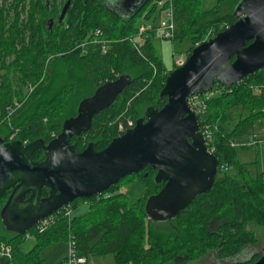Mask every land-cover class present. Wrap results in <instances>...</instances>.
Returning <instances> with one entry per match:
<instances>
[{
    "label": "trees",
    "instance_id": "obj_1",
    "mask_svg": "<svg viewBox=\"0 0 264 264\" xmlns=\"http://www.w3.org/2000/svg\"><path fill=\"white\" fill-rule=\"evenodd\" d=\"M239 1L218 0L209 10L201 11L200 0H145L143 7L138 5L131 12L122 6L120 9L118 5L110 6L105 0H71L64 20L59 24L56 20L49 27L44 20L46 16H56V2L49 8L43 0H0V136L8 140L10 128L5 114L13 99L26 96L10 118L11 126L18 129L15 139L22 142L43 139L47 143L53 138L51 132L58 134L63 121L76 114L81 99L102 83L127 74L131 81L114 102L93 116L86 132L70 139L76 151H81L90 141L96 150L104 148L118 135L112 123L114 119L128 115L136 120L148 106L161 107L166 102L167 98L159 93L167 75L177 66L165 68L151 41L154 26L139 34L135 17L149 6L145 17L157 5L164 10L171 4L173 38L190 35L188 56L206 36L215 35L237 19L233 10ZM225 2L227 9L221 6ZM123 9L126 11H119ZM97 28L109 40L107 51L102 53L99 45L91 42L82 51L78 44L93 38ZM28 83L33 87L29 93ZM214 86L223 90L208 100L207 111L198 116V123L200 126L217 123L214 154L219 165L234 166L235 174L218 169L209 190L197 195L172 218L153 221L145 213L144 204L164 183L154 180L156 170L147 165L126 175L127 181L143 184L144 193L139 199L131 201L121 191L123 177L108 188L109 196L79 198L90 202L84 213L72 214L70 219L57 213L42 231L30 228L28 233L34 237L35 244L26 252L20 245L27 232L7 230L0 218V225L9 231L8 235L0 233V240L12 248L11 259L0 260V264H43L40 249L70 238L80 254L112 253L116 264H182L209 252L218 259L228 260L225 264L257 260L264 246L244 258L239 257L258 243L250 224L264 229V170L250 175L237 160L230 140L253 133L255 121L264 116V67L230 88L217 82ZM234 106L247 114L226 130L220 122L226 121L227 111ZM43 158L42 149L32 156L34 160ZM9 192L0 198V208ZM47 194L44 187L41 195ZM75 205L74 201L70 203L72 210Z\"/></svg>",
    "mask_w": 264,
    "mask_h": 264
},
{
    "label": "water",
    "instance_id": "obj_2",
    "mask_svg": "<svg viewBox=\"0 0 264 264\" xmlns=\"http://www.w3.org/2000/svg\"><path fill=\"white\" fill-rule=\"evenodd\" d=\"M68 6L69 0L58 22ZM233 14L237 18L233 23L197 43L185 62L169 72L159 93L166 102L161 107L148 106L132 128L114 136L104 148L96 150L90 141L76 151L70 139L90 128L93 116L114 102L130 83V75L106 81L81 99L76 114L66 118L47 143L0 136V198L10 190L0 208L3 226L24 234L76 198L99 195L147 165L156 170L154 180L164 183L144 204L153 221L172 218L209 190L218 159L207 150L187 98L210 90L215 82L230 88L264 67V0H240ZM38 149L43 150L42 160L32 159ZM44 187L48 194L43 197ZM248 264H264V250Z\"/></svg>",
    "mask_w": 264,
    "mask_h": 264
},
{
    "label": "rangeland",
    "instance_id": "obj_3",
    "mask_svg": "<svg viewBox=\"0 0 264 264\" xmlns=\"http://www.w3.org/2000/svg\"><path fill=\"white\" fill-rule=\"evenodd\" d=\"M106 2L109 3L110 6H115L114 4L115 0H105ZM216 3H218V0H200L199 3V9L201 11H206L212 8ZM114 4V5H113ZM120 6H124V4H119L117 9H120ZM223 9L228 8V2H225L221 5ZM150 7V6H149ZM149 7L144 10L140 16L135 17L136 24L139 26L141 24H145L146 27L151 28L152 26H158L162 20H164L167 15L164 12V10H160V7L157 5L154 9V11L150 14H148L147 17L144 16L146 11L149 9ZM222 9V10H223ZM121 14V13H120ZM209 33V32H208ZM207 39V36L206 38ZM203 39V40H205ZM151 41L154 47L155 54L161 59L163 62L164 66L166 69H172L173 65L175 64V61L177 57L180 54H183L186 56L187 50L191 46V38L190 35H186L185 37L178 39V38H162L159 35L154 32L151 35ZM12 74V78H13ZM217 89L219 90L217 94L222 92L221 86H216ZM14 100V99H13ZM12 100V101H13ZM206 111H207V102H206ZM206 113V112H205ZM204 113V114H205ZM203 114V115H204ZM247 114L246 110H243L239 106H234L230 108L227 111V119L226 121L220 122L221 125L224 127L226 130H230L236 122L240 119V116H244ZM242 118V117H241ZM212 126H215L214 133L217 131V123H209ZM254 133L257 136H262L264 135V116L257 119L254 124ZM215 135V134H214ZM235 152H236V158L240 163H243L245 165V168L248 170L249 174L252 176H255L257 173L261 172L264 170V149L263 148H257L254 146H247V147H242V146H235ZM230 174H235L236 170L234 166H231L227 169ZM130 176V174H129ZM125 176L122 180H120V183L123 184L121 186V191H125L127 197L131 201H135L139 199L143 193H144V186L142 183L138 181H127ZM132 177V176H131ZM111 194L110 190H106L105 192L99 194L102 197L109 196ZM78 201H77V200ZM73 200L75 202V207L72 210V214L74 215H79L87 211L90 207V202L89 200H81L79 198H76ZM72 209V208H71ZM250 228H252L257 237H258V243L256 247L251 248L244 252L239 258H244L245 256L249 255L251 251H256V250H261L264 246V229L261 227H258L256 225L250 224ZM0 233H4L6 235L9 234V231L5 230L1 225H0ZM35 244V239L33 236L27 237L20 245V248L23 251H27L29 248H31ZM67 252V242L65 240H57L55 242H52L42 249H40V257L43 259V264H54L58 260L61 259L62 254ZM210 254H205L204 256L195 259V260H190L182 264H225L228 262L226 259H217L215 256V253ZM66 255V254H65ZM102 255V254H101ZM101 255H94L91 256L89 255L88 257L90 258H98ZM105 257L107 255H113L111 253L104 254ZM216 257V258H215ZM64 258V257H63Z\"/></svg>",
    "mask_w": 264,
    "mask_h": 264
},
{
    "label": "built area",
    "instance_id": "obj_4",
    "mask_svg": "<svg viewBox=\"0 0 264 264\" xmlns=\"http://www.w3.org/2000/svg\"><path fill=\"white\" fill-rule=\"evenodd\" d=\"M162 2L159 3L161 5ZM164 12L166 13L167 17L161 21V23L158 26H154V32H156L157 35H159L162 38H173L174 37V30H175V24L173 21V11H172V5L169 4L166 9H164ZM149 29L146 27L145 24H141L138 26V33L142 34L144 32H147ZM90 37L88 38V40ZM85 40L78 44L82 48V51H84L85 44L88 42L94 43L99 45L102 53H105L108 49V42L109 40L104 36L100 28H97L94 31V36L89 41ZM187 56H184L183 54H180L175 64L177 66L182 65ZM27 93H29L33 87L30 83L26 86ZM218 89L216 86H213L210 90L204 92V93H195L191 94L187 98V104L189 107L194 111V113L198 116H202L206 112V102L213 96L217 95ZM26 97V96H25ZM25 97L22 99H14L12 103L7 105L6 107V114H5V120L8 123V126L10 128V133L8 135V140L15 139V136L18 132L17 128H13L10 124V118L12 117L13 113L22 105V103L25 100ZM122 116V115H120ZM120 116L113 120L112 123H114L116 127V131L118 135L124 133L127 129L132 128L135 125V120L126 115L123 119H120ZM203 119V117H201ZM199 120V119H198ZM214 130L215 126L210 125L209 123H202L201 126L199 125V131L203 134L204 137V143L206 145L207 150L210 153H214L216 144L214 142ZM57 134L53 131L51 132L50 136L55 137ZM23 143H27L26 141H23ZM230 146H254L257 148H263L264 149V135L257 136L255 133H251L250 135L246 137L241 138H233L230 140ZM225 170L227 169L226 165L221 164L217 166V170ZM264 178V177H263ZM62 214L68 219L72 216V209L70 204L64 205L63 207L59 208L58 210L54 211L49 216L37 221L35 225L33 226L35 230L42 231L45 229L55 218L56 214ZM32 228V227H31ZM30 233H26L25 237H29ZM12 257V248L11 246L0 240V260L5 259H11ZM87 260L86 255L80 254L75 246L74 239L70 238L67 241V253L64 256V258L60 261V264H85Z\"/></svg>",
    "mask_w": 264,
    "mask_h": 264
},
{
    "label": "flooded vegetation",
    "instance_id": "obj_5",
    "mask_svg": "<svg viewBox=\"0 0 264 264\" xmlns=\"http://www.w3.org/2000/svg\"><path fill=\"white\" fill-rule=\"evenodd\" d=\"M44 2H45V4H46V6L47 7H51V4L53 3V2H56L57 3V5H58V9H57V14H56V18L54 17V16H46L45 17V20H44V22H45V24L46 25H48L49 26V21L51 20L52 22H51V26L52 25H54L55 24V22H56V20H57V23L59 24V23H61L63 20H64V18L66 17V14H67V11H68V9H69V7H70V2H71V0H69V6H68V9H67V11H66V13H65V15H64V18L62 19V21L61 22H58V19H59V16H60V14H61V11H62V8H63V6H64V4H65V2L67 1V0H43ZM140 1V3H137V4H135L134 2V0H115V2H114V4H116V5H119V4H124V6H122V7H125L124 9H126L127 11H134L137 7H138V5H141L142 4V2H144L145 0H139ZM113 4V5H114ZM136 5V6H135ZM119 10V11H126V10ZM112 10H114V11H116V9L115 8H113ZM9 61V60H8ZM216 258V257H215ZM218 259V258H217Z\"/></svg>",
    "mask_w": 264,
    "mask_h": 264
},
{
    "label": "crops",
    "instance_id": "obj_6",
    "mask_svg": "<svg viewBox=\"0 0 264 264\" xmlns=\"http://www.w3.org/2000/svg\"><path fill=\"white\" fill-rule=\"evenodd\" d=\"M254 133V132H253ZM124 191V190H123ZM30 249V248H29ZM28 249V250H29ZM22 250V249H21ZM27 250V251H28ZM23 251V250H22ZM24 252H26V251H24ZM67 253V252H66ZM66 253H64V254H62V257H61V259L60 260H58L56 263H54V264H58V263H60V261L63 259V257L65 256V254ZM107 254V253H106ZM112 254V253H111ZM89 255H91V256H94V255H97V254H88L86 257H87V260H86V263L85 264H116L115 263V258H114V255H107V257H105V255L104 254H100L101 256L100 257H98V258H96V257H88Z\"/></svg>",
    "mask_w": 264,
    "mask_h": 264
},
{
    "label": "bare ground",
    "instance_id": "obj_7",
    "mask_svg": "<svg viewBox=\"0 0 264 264\" xmlns=\"http://www.w3.org/2000/svg\"><path fill=\"white\" fill-rule=\"evenodd\" d=\"M168 1V0H167ZM176 1V0H175ZM166 4H167V2H165ZM174 3V2H173ZM175 4V3H174ZM140 7V6H139ZM142 7H143V4H142ZM142 7H140V8H142ZM144 9V8H143ZM142 10V9H141ZM138 11V10H137ZM174 11V10H173Z\"/></svg>",
    "mask_w": 264,
    "mask_h": 264
}]
</instances>
